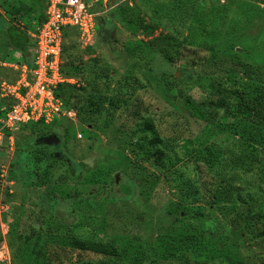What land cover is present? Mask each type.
I'll return each mask as SVG.
<instances>
[{"label": "rangeland", "instance_id": "1", "mask_svg": "<svg viewBox=\"0 0 264 264\" xmlns=\"http://www.w3.org/2000/svg\"><path fill=\"white\" fill-rule=\"evenodd\" d=\"M26 1L0 0V27L34 30L29 9L37 23L47 0ZM98 5L92 39L75 28L63 40L62 67L81 83L62 89L68 113L5 130L0 96V264L112 260L71 237L115 244L120 264H264V0ZM0 34L1 86L22 57ZM167 36L173 60L157 48ZM211 84L242 94L245 111L233 100L197 118Z\"/></svg>", "mask_w": 264, "mask_h": 264}, {"label": "built area", "instance_id": "2", "mask_svg": "<svg viewBox=\"0 0 264 264\" xmlns=\"http://www.w3.org/2000/svg\"><path fill=\"white\" fill-rule=\"evenodd\" d=\"M98 1L48 0L44 19L31 32V66L23 61L10 64L20 70L19 74L13 82L1 83L0 96L11 100L3 129L31 122L51 123L68 113L64 95L58 94L59 87L64 83H80L62 71L64 34L68 28H76L81 39L91 40L101 10L95 9Z\"/></svg>", "mask_w": 264, "mask_h": 264}, {"label": "trees", "instance_id": "3", "mask_svg": "<svg viewBox=\"0 0 264 264\" xmlns=\"http://www.w3.org/2000/svg\"><path fill=\"white\" fill-rule=\"evenodd\" d=\"M180 5L182 6V4H180ZM97 8L102 9V6L98 5V7L96 6L95 9H97ZM44 17L45 16H42V18L40 20H43ZM194 21L199 24V17L197 15L194 17ZM71 29H75V28H68L65 31L64 35L66 36L67 33L70 32ZM6 34L8 37L7 48L8 49H14V50L21 52V54L24 57V62H27L31 66V64H32V62H31L32 52L30 50V45H29L31 43V42H29L30 41L29 35L22 29V27L20 25H17L14 23H11L10 26H8V28L6 29ZM170 42H173L174 44H176L177 39H173L170 36L164 37V38L160 39V44L157 46V48L159 47L160 51H162V53H164V55L167 56L168 59L173 60L174 58L172 57V55L169 52L170 46H171ZM190 43H193V39L190 41ZM217 54H214V58L217 57ZM62 71L66 75L70 76L69 74H67L64 71V68L62 69ZM65 85H68V86L70 85V86H74V87H78V88L81 87V83L79 85L69 84V83L61 84L59 87V90H58V94L64 95V100H65V94H64L62 89ZM210 87H211L210 93L214 97H212L208 103H204V104L202 103V104H196L195 105V109L197 111V116H196L197 118H199V119L202 117H205L207 119L209 118V120L206 121L209 123V121H212V119H211L212 113H216V111L226 108L228 106L229 102H233V100H235V102H236V108L238 109V111H245V105H243L244 96L242 94H240L238 91H236V90L227 91L228 89H222L219 86L216 87L213 84H211ZM259 87L262 88L261 85H259ZM237 102H238V105H237ZM87 103L91 104V100L88 101ZM207 106L210 107L211 109L206 111L207 114H205L203 111H204V108ZM241 115L246 116L245 113H242ZM242 119H243V117L240 120L242 121ZM53 122H55V121H53ZM33 123H44V122L39 121V122H33ZM44 124H47V123H44ZM146 129L152 134L154 142L160 141V138L158 137V135L156 134V132L154 130V121L150 117H148L146 119ZM237 160L243 164H244V162H246L245 159H242L240 157H238ZM60 179L62 180V182L68 180L67 176L65 177L63 175H60ZM263 218H264V216H263ZM262 227L263 228H262V231L260 232V235L264 236V220H263ZM196 243H197V240L192 235V236L188 237L187 241L183 242V244H181V245H194ZM69 245H71L72 247H74L76 249L85 250V251H92L95 253L107 255V256L112 258V260L111 259L103 260V261L99 262L98 264H120L118 261H116V259L122 260V258L124 257V254L121 253L119 251V249L113 243L96 241V240H92V239H80L77 237H71L70 241H69ZM88 264H91V263H88ZM131 264H143V263L141 261V258L137 257L134 259V261Z\"/></svg>", "mask_w": 264, "mask_h": 264}, {"label": "crops", "instance_id": "4", "mask_svg": "<svg viewBox=\"0 0 264 264\" xmlns=\"http://www.w3.org/2000/svg\"><path fill=\"white\" fill-rule=\"evenodd\" d=\"M32 2H33V0H32ZM31 1H30V4L32 3ZM47 2H48V0H47ZM47 2H45L44 3V7H43V16L45 15V9H46V6H47ZM19 3H26V4H28L27 3V1L26 0H18V4ZM29 4V5H30ZM27 7H29V6H27ZM29 11H30V14H28L29 16H28V19H29V21L31 22V25L33 24V25H35L36 24V19H35V15H37V11H34V12H32V10H31V7H30V9H29ZM40 11V10H39ZM15 24H17V25H20L21 27H22V29L29 35V37H30V41L29 42H31L29 45H30V50H31V47H32V38H31V32H32V27H29L28 26V24L27 23H25V22H19V23H15ZM8 26H10V23L9 22H7V23H4L1 27H0V30H3L5 33H6V29L8 28ZM2 34H0V36H1ZM0 40H2L1 39V37H0ZM1 45V44H0ZM10 53L12 54L13 52L14 53H16L17 55H19V56H21L22 57V59H21V62L23 61L24 62V57H23V55L21 54V52H19V51H17V50H14V49H10Z\"/></svg>", "mask_w": 264, "mask_h": 264}]
</instances>
